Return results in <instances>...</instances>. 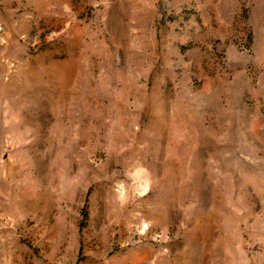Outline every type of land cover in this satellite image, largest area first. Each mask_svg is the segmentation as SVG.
<instances>
[{
  "label": "rangeland",
  "instance_id": "rangeland-1",
  "mask_svg": "<svg viewBox=\"0 0 264 264\" xmlns=\"http://www.w3.org/2000/svg\"><path fill=\"white\" fill-rule=\"evenodd\" d=\"M0 264H264V0H0Z\"/></svg>",
  "mask_w": 264,
  "mask_h": 264
}]
</instances>
